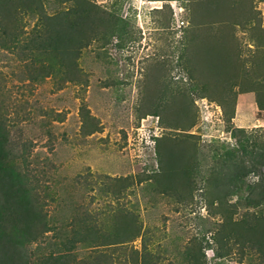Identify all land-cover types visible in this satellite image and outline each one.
I'll return each instance as SVG.
<instances>
[{
    "label": "rangeland",
    "instance_id": "1",
    "mask_svg": "<svg viewBox=\"0 0 264 264\" xmlns=\"http://www.w3.org/2000/svg\"><path fill=\"white\" fill-rule=\"evenodd\" d=\"M89 1L101 20L73 80L59 59L55 73L31 78L40 61L23 46L39 24L35 12L9 21L19 43L0 28V100L13 157L27 167L55 227L31 247L33 264L63 249L77 214L92 211L109 229L118 209L136 216L142 235L79 244L71 264H264V222L249 229L246 208L222 204L207 182L215 153L264 144V0H234L254 6L245 21L217 5L202 8L217 0ZM70 6L44 0L41 9L57 15ZM159 137H168L161 149L175 165L195 169L193 181L123 180L160 169Z\"/></svg>",
    "mask_w": 264,
    "mask_h": 264
},
{
    "label": "trees",
    "instance_id": "2",
    "mask_svg": "<svg viewBox=\"0 0 264 264\" xmlns=\"http://www.w3.org/2000/svg\"><path fill=\"white\" fill-rule=\"evenodd\" d=\"M43 1L0 0V28L6 35L9 33L10 40L19 43L21 40L17 38L16 31L9 29V21L17 24L23 9L35 12L39 24L25 38L23 46L25 56L32 59V63L40 61L39 66L33 67L31 78L55 73L59 59L64 78L76 79L80 50L96 34L101 20L99 7L89 0H60L71 2L70 8L57 15H47L42 13ZM216 5L219 9L223 8L222 13H237L243 21L253 19L256 13L252 4L238 5L234 0L207 1L202 3V8L210 11ZM45 60L47 63L43 62ZM258 104L264 109V99L259 98ZM166 139L168 137L157 139L159 170L148 178L139 177L136 181L135 176H128L123 180L132 179L135 183L148 179L161 186L159 182L164 176L183 175L185 181L191 183L195 169L175 165L172 154L168 155L161 149V141ZM9 141L0 100V264H33L34 250L31 247L45 241L55 227L27 167L13 157L14 150ZM213 158L216 163L207 182L208 187L215 188V197L222 204L245 207L243 220L249 229H253L256 223L264 222V144H259L257 151L244 149L239 154L233 149L222 154L215 153ZM233 197L237 198L236 201L228 202ZM112 218L113 225L106 229L99 224V218L92 211L77 214L73 220L72 236L61 243L63 249L49 254L51 257H40L41 264H71V257L75 258L73 249L79 244L100 247L132 241L142 235L134 214L118 209ZM81 263L94 264L89 259H82ZM139 264L148 263L141 258Z\"/></svg>",
    "mask_w": 264,
    "mask_h": 264
}]
</instances>
